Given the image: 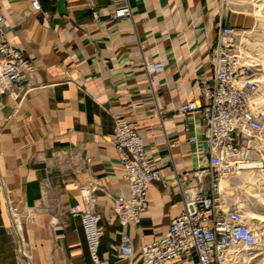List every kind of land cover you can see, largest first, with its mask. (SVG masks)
<instances>
[{"label": "crops", "instance_id": "0c3cea01", "mask_svg": "<svg viewBox=\"0 0 264 264\" xmlns=\"http://www.w3.org/2000/svg\"><path fill=\"white\" fill-rule=\"evenodd\" d=\"M127 1L129 20L113 18L111 0H39L41 12L30 0H0L8 41L35 66L17 90H27L22 100L0 93V264H20L5 230L9 206L30 211L31 264H89L82 224L69 214L86 191L103 232L99 257L109 264H123V234L141 264V246L166 234L182 210L179 185L193 176L197 156L176 110L197 100L210 78L219 26L243 27L246 19L220 0ZM119 123L138 132L160 170L136 226L123 227L113 211L115 199L129 196L106 141Z\"/></svg>", "mask_w": 264, "mask_h": 264}, {"label": "built area", "instance_id": "2783aa9c", "mask_svg": "<svg viewBox=\"0 0 264 264\" xmlns=\"http://www.w3.org/2000/svg\"><path fill=\"white\" fill-rule=\"evenodd\" d=\"M111 1L116 6L114 19L132 18L127 0ZM30 2L35 11L41 12L39 0ZM43 16L48 18L49 14L43 12ZM5 22L0 10V93L20 101L27 90L20 95L17 90L24 76L34 73L35 66L8 41ZM249 32L219 26L211 50L210 78L199 85L197 100L176 110L190 125L197 165L193 176L186 174L179 185L180 214L171 220L166 234L141 246V264H174L183 258L197 264H264L260 212L250 211L240 198L227 194L237 188L231 182L235 176H264V74H260L258 62L248 50ZM146 68L150 73L155 71L154 66ZM106 141L117 153L129 188L127 198L114 200V214L123 227L136 226L148 209L147 193L160 178V170L150 165L143 138L129 124H116ZM224 182L228 186L222 187ZM247 199L258 202L257 198ZM94 201L86 191L79 203L69 207V214L82 224L89 264H109L98 253L103 232ZM29 212L28 208L7 209L5 230L20 264H31L24 233ZM134 254L128 236L123 234L117 259L133 264Z\"/></svg>", "mask_w": 264, "mask_h": 264}, {"label": "rangeland", "instance_id": "374dc122", "mask_svg": "<svg viewBox=\"0 0 264 264\" xmlns=\"http://www.w3.org/2000/svg\"><path fill=\"white\" fill-rule=\"evenodd\" d=\"M228 6L234 16L245 18L246 25L236 27L249 32L248 50L259 64L260 74H264V0H220ZM231 182L237 186L235 191L227 194L240 198V203L246 208L260 212L264 216V176L252 181L249 187L246 184L245 174L235 176ZM247 198H257L256 202H249Z\"/></svg>", "mask_w": 264, "mask_h": 264}, {"label": "bare ground", "instance_id": "6f19581e", "mask_svg": "<svg viewBox=\"0 0 264 264\" xmlns=\"http://www.w3.org/2000/svg\"><path fill=\"white\" fill-rule=\"evenodd\" d=\"M255 179L256 178L255 177H252V175L250 173H246L245 174V180H246L245 183L248 184L247 187H249L251 185L252 181H254ZM223 186L226 187V186H228V184L224 182L223 185H222V187ZM260 220L264 222V216H260Z\"/></svg>", "mask_w": 264, "mask_h": 264}]
</instances>
